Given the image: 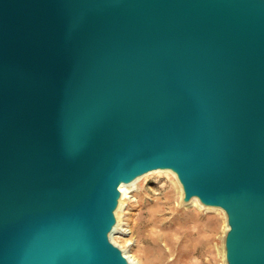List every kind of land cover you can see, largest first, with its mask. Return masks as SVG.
<instances>
[{
	"label": "water",
	"instance_id": "1",
	"mask_svg": "<svg viewBox=\"0 0 264 264\" xmlns=\"http://www.w3.org/2000/svg\"><path fill=\"white\" fill-rule=\"evenodd\" d=\"M154 171L264 264V0H0V264H130L119 187Z\"/></svg>",
	"mask_w": 264,
	"mask_h": 264
},
{
	"label": "rangeland",
	"instance_id": "2",
	"mask_svg": "<svg viewBox=\"0 0 264 264\" xmlns=\"http://www.w3.org/2000/svg\"><path fill=\"white\" fill-rule=\"evenodd\" d=\"M179 201L168 177L160 174L148 176L127 195L122 215L131 238L137 241L134 250L141 263L147 260V264H222L217 249L222 245L223 214L190 218L191 209L180 210ZM176 215L180 222L175 220ZM165 229L169 233L158 238L156 234ZM116 241L122 244L121 239ZM153 245L159 252L155 253Z\"/></svg>",
	"mask_w": 264,
	"mask_h": 264
},
{
	"label": "bare ground",
	"instance_id": "3",
	"mask_svg": "<svg viewBox=\"0 0 264 264\" xmlns=\"http://www.w3.org/2000/svg\"><path fill=\"white\" fill-rule=\"evenodd\" d=\"M154 174H160V175H164L167 176L170 182V185L172 187V191L174 192V195H176V197L178 199L181 198L182 196V192H181V188L179 186V183L177 182L175 176L170 173L169 171H154V172H150L147 173L139 178H137L135 181H133L132 183L128 184V185H120L119 190L121 192V197L119 199V205L117 207V210L115 211V217H116V224L113 227V230L111 232V234L109 235V238L111 240V242H113L114 244H116L117 246H119V248L122 250L123 256L128 260V262L130 264H147L148 261L146 260L145 262L141 263V261L139 260L136 251L134 250V247L137 246V241L135 238H131V234L129 231H127L126 229V222L123 218L122 215V208H123V204L127 198V195L130 194L131 192H133L134 190L138 189L139 184L142 180H144L145 178H147L150 175H154ZM179 204V203H178ZM179 207L180 210H190L191 209V217H199L201 215L204 214H211V213H220L222 216V212L218 209L215 208H210V207H203L202 205L199 204V202L196 199H191V201L187 204L184 205H177ZM175 220L177 222H180V218L179 215H176ZM176 224V223H175ZM226 229L225 223L222 226V231H221V236L220 239H222V236L224 234V231ZM162 234H156L159 237H164L169 233L168 229H165V232H161ZM117 239H121L122 240V244H118L117 243ZM153 250L158 251L159 252V248L155 245H153ZM218 255L220 256V258L222 259V264H223V247L222 245H220L217 249Z\"/></svg>",
	"mask_w": 264,
	"mask_h": 264
}]
</instances>
